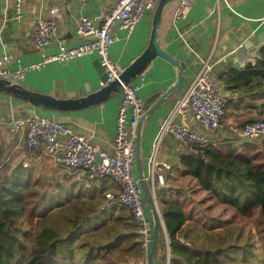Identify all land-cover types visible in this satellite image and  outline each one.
Listing matches in <instances>:
<instances>
[{"label":"crops","instance_id":"0c3cea01","mask_svg":"<svg viewBox=\"0 0 264 264\" xmlns=\"http://www.w3.org/2000/svg\"><path fill=\"white\" fill-rule=\"evenodd\" d=\"M117 1L22 0L23 16L17 23L14 20L15 0H0V56L3 53H9L13 57V64L10 67L20 65L27 69L24 80L19 84L28 90L62 100L77 99L94 93L100 89V81L104 78L96 54L85 55L68 62L43 63L42 59L56 54L60 45L74 47L85 42L86 38L77 33L78 17H88L98 24L100 18L114 7ZM177 4L178 1L170 4L163 14L159 41L173 58L185 64L183 83L180 91L170 97L142 125L144 175L147 174V159L161 121L167 114L172 101L183 93L186 83L201 63L208 59L212 64L211 77L218 80L224 87L223 79L234 70V67L240 66L235 54L236 49L250 41L251 56L259 46L258 38L264 33V0H192L191 11L187 17L173 23V13ZM39 18L51 19L57 25L56 34L51 43L41 51H37L32 45L34 25ZM150 26L151 15L141 21L129 36L117 30V41L110 48V57L122 68L128 66L147 45ZM35 65H38V69H31ZM144 74V84L138 92L143 102L153 94L171 86L176 78L175 70L160 59H155L144 70ZM137 81L136 78L134 82ZM255 83H259L260 86L242 93L240 99L226 107L221 128L214 135L212 134L214 141L221 143V151L224 153L238 156L243 152L235 153L238 151V145L247 144L230 143L228 137L231 128L255 118H264V80L256 79ZM119 100L120 93L95 107L62 112L38 108L14 97L0 94V148L2 151L0 162L11 170L27 164L25 169L33 177L36 175L42 179L46 176L52 177L51 184L59 183L69 187L71 184L73 186L71 191L74 193L78 191V195L102 197L100 190L86 189L63 171L54 170L50 160L44 155L30 157L24 147L23 136L9 134L6 127L11 120L34 115L53 118L71 125L101 150L112 153ZM190 124L193 127L196 126L192 121ZM184 149L185 146L181 143L164 136L159 148L158 162L171 166L170 172H167L164 189L183 194L176 187L180 179L188 178L192 184L190 185L193 188L192 195L189 193V198L180 195L185 209L187 201L193 202L194 198L203 193L194 181L181 172L178 160ZM58 174L62 176L59 177ZM135 175L138 177L137 166H135ZM165 262L166 258L163 261L158 249L154 263L166 264Z\"/></svg>","mask_w":264,"mask_h":264},{"label":"built area","instance_id":"2783aa9c","mask_svg":"<svg viewBox=\"0 0 264 264\" xmlns=\"http://www.w3.org/2000/svg\"><path fill=\"white\" fill-rule=\"evenodd\" d=\"M156 0H118L98 24L93 19L79 16L78 35L86 41L74 47L60 45L56 54L43 57V63L68 62L85 55L96 54L104 78L100 87L118 79L123 68L110 57V48L117 41L116 31L129 36L136 26L152 14ZM192 0H181L173 13V23L184 20L191 11ZM23 16L22 0H15L14 20L18 23ZM57 30L51 19L39 18L34 25L33 48L45 49L52 41ZM255 54L249 61L256 62ZM13 57L9 53L0 56V79L19 84L24 80L27 69L20 65L12 68ZM242 65V63L240 64ZM38 69V65L31 67ZM212 64L204 60L195 74L186 83L183 93L175 98L161 121L151 153L147 159L148 170L145 180L152 199L160 212L158 191L165 188L167 172L171 166L158 162L159 148L164 136L171 137L184 146L206 147L212 145L221 150L222 145L214 141V135L222 126L226 107L240 99L241 94L227 90L218 80L211 77ZM137 82L122 86L115 119L113 152L101 150L71 125L62 121L31 116L11 120L7 131L11 135L21 134L23 144L30 157L44 155L54 170L63 171L77 184L86 189L101 191V211L126 209L132 216L148 264V254L152 242L153 223L147 210L140 181L135 175L136 137L140 119L145 113L143 100L138 92L144 84V71ZM196 124L193 127L190 123ZM264 140V119L249 121L231 128L230 143H253ZM38 155V156H39ZM27 168V164L23 165ZM164 246L166 264H170L168 236L164 224ZM184 243V240L181 239Z\"/></svg>","mask_w":264,"mask_h":264},{"label":"trees","instance_id":"16d2710c","mask_svg":"<svg viewBox=\"0 0 264 264\" xmlns=\"http://www.w3.org/2000/svg\"><path fill=\"white\" fill-rule=\"evenodd\" d=\"M260 54L261 59L253 66L230 72L223 79L224 88L242 95L259 87L255 80H264V46ZM259 146L257 164L246 156L247 151L233 156L212 145L185 146L178 160L182 174L206 195L202 204L213 201L205 210L223 209L213 215L212 219L219 221L206 232L204 224L198 231L187 232L185 227L192 216L182 205V195L171 189L158 191L170 264H226L229 259L237 264V256H244L245 264H264V260L249 261L254 256L250 248L229 243L238 240L235 227L210 231L228 223L221 221L228 212L243 219L258 216L264 226V140ZM72 187L46 185L22 166L11 170L0 162V264H101L112 250H120V256H125L122 263L131 264L128 255L134 257L133 263L144 261L132 216L105 215L99 211L102 197L78 195ZM34 219L38 220L35 224Z\"/></svg>","mask_w":264,"mask_h":264},{"label":"water","instance_id":"95a60500","mask_svg":"<svg viewBox=\"0 0 264 264\" xmlns=\"http://www.w3.org/2000/svg\"><path fill=\"white\" fill-rule=\"evenodd\" d=\"M176 1H178V4L176 6L177 8L181 0L155 1V6L151 14L149 39L144 50L128 66L123 68L118 79L106 84L104 87H100V89L94 93L77 99L62 100L39 92L28 90L20 84H15L7 80L0 79V94L14 97L38 108L53 111L69 112L84 110L106 102L112 96L117 95L120 92L122 86L134 82L136 78L155 59L165 61L175 70L176 78L173 84L162 90V92L160 91L153 94L144 102L145 113L140 119L138 133L136 137V166L138 170V179L140 181V186L144 196L147 210L149 211L153 223V235L150 251L148 254V264H155L154 257L157 247L159 245V238L163 229V220L160 212L157 210V207L152 199L149 186L145 180L142 158L141 128L144 121L148 117H150L160 106H162L170 97L177 94L182 87L185 64L173 58L162 47L159 41V29L163 14L169 5ZM258 43L259 46L255 50V53H253L256 56V62L261 59L260 48L264 46V33L261 35L260 38H258ZM251 49L252 44L250 41L243 43L240 47L236 49L235 54L238 58L239 63H242V65H240L239 67H234V70L242 72L245 68H249L256 63H253L248 59L250 58ZM153 100L154 102L152 103Z\"/></svg>","mask_w":264,"mask_h":264},{"label":"rangeland","instance_id":"374dc122","mask_svg":"<svg viewBox=\"0 0 264 264\" xmlns=\"http://www.w3.org/2000/svg\"><path fill=\"white\" fill-rule=\"evenodd\" d=\"M232 103V102H231ZM264 119V118H263ZM255 120H261V118H255L252 121ZM260 142H253L250 144V142H248L247 144H242V145H238V151H236L235 153H240L242 151H247L246 156L248 158H251V160L253 159V161L255 162V164H257L260 159L258 156V148L260 147ZM245 149V150H244ZM51 176V175H50ZM59 177L62 176V174H58ZM34 179H40L43 181L44 184L48 185L49 183H53L52 182V177H48L46 176L45 179L42 178H38L37 175L33 177ZM181 181L178 183V185L176 187H178L177 189H179L181 191L182 196H186V198L190 197L191 194V186L192 185L188 178H181ZM49 183H48V182ZM73 181V180H72ZM71 182V181H70ZM78 192V191H77ZM75 192V193H77ZM190 193V194H189ZM192 195V194H191ZM100 197V196H97ZM204 197H206V195L203 193L202 195H198L196 198H194V201H187L186 203V208L185 211H189L191 212V219L187 222V225L185 227V231L187 232H195L199 230L200 225L204 224L202 226L203 231H207V227H211L215 224H217L219 221L218 219H212L214 216L220 212H222V207L220 208L219 206L213 207L211 210H205L204 207H206V205H212L213 201H208L206 200L204 204H202V199H204ZM185 198V197H184ZM185 198V199H186ZM219 207V208H218ZM99 211L100 208H99ZM105 212V215H109L112 214L113 216L116 215H124L127 216L129 213L126 209H114L111 211H103ZM109 212V213H108ZM221 221H224V219H226V221H228L227 224L222 223L223 225L221 226H217L216 228L210 230L211 233L213 232H221L224 227H235V237H237V241L236 243H234L233 241H229V243L231 244H236L240 247H242L241 249H245L251 251L252 255H254L252 258L249 259V261L251 262H255L257 263V259L264 260V226L263 224L258 222V216H254L252 218H246L243 219L241 217L237 218L235 216H233V212H228V214L226 216H224V218L221 217ZM37 219H34L32 222L35 224ZM38 221V220H37ZM211 225V226H210ZM224 232V231H223ZM159 245L157 247V250L159 249V251L161 252V256L163 261L165 260V246H164V234L160 235L159 238ZM28 239H26L25 241H27ZM27 244H29V241L27 242ZM120 251V250H119ZM117 250H112L111 253L106 254L105 257L102 258V260L100 261L101 264H110V262L112 264H126V263H122L123 259L125 258V256H120V252ZM244 256H237L238 261L237 264H245L244 262H242ZM131 258V264H139V262L137 263H133L134 262V257H131L130 255L127 256V259L130 260ZM120 261H119V260ZM122 261V262H121ZM96 264H99V262H97ZM127 264H130L129 262ZM226 264H235L233 263L230 259L226 261ZM258 264H260V262H258Z\"/></svg>","mask_w":264,"mask_h":264}]
</instances>
